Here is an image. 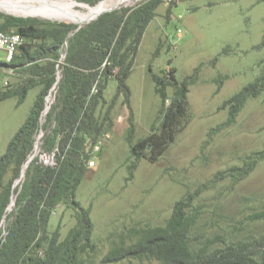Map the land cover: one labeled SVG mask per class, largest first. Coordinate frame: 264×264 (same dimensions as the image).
I'll list each match as a JSON object with an SVG mask.
<instances>
[{
    "label": "rangeland",
    "instance_id": "374dc122",
    "mask_svg": "<svg viewBox=\"0 0 264 264\" xmlns=\"http://www.w3.org/2000/svg\"><path fill=\"white\" fill-rule=\"evenodd\" d=\"M6 1L15 4L12 8L0 7L6 17L45 30L61 25L71 29L56 63L54 84L45 96V109L30 156L33 159L38 155L44 164L51 165L56 150L40 155L39 152L44 135L52 129L46 126V115L56 103L69 39L100 17L115 14L125 21L146 0L105 12L84 24L38 18L35 12L61 16L63 10L50 6L52 0ZM71 1L86 11L104 0H67ZM154 14L129 72V104L123 94L115 96V74L120 72L115 67L94 113L96 120L102 122V134L93 148L88 139L83 144L89 152V162L76 191V201L89 211L93 232L92 247L80 245L77 264H104L102 260L110 251L137 243L148 230L165 227L174 204L208 182L209 188L202 189L193 202V211L199 212L190 232L193 249L212 252L226 244L252 242L264 236V160L253 163L255 155L264 151V92L248 99L231 122L228 107L223 106L264 71V0H161ZM1 30L18 33L13 27ZM36 42L25 39L24 45ZM78 44L85 45L82 37ZM131 58L128 53L125 66ZM104 65L98 69L91 95L104 80ZM44 68L45 61L16 68L0 64V92L14 91L30 80L41 83L28 92L21 104L17 97L0 103V157L45 87ZM172 70L178 82L191 79L188 117L179 123L182 130L157 162L149 161L148 150L139 152L142 157L137 160V151L131 155L130 146L146 139L158 127L166 108L154 91L151 73L167 76ZM173 91L172 86L166 89L168 98ZM130 124L133 137L128 144ZM242 170L249 173L243 175ZM11 177L10 170L6 180ZM22 183L21 176L14 180L12 192ZM14 204L15 197L5 208L0 204V242L6 236ZM77 215L71 205L57 206L49 230L59 226V240L63 241L76 227ZM111 264L161 262L143 258Z\"/></svg>",
    "mask_w": 264,
    "mask_h": 264
},
{
    "label": "trees",
    "instance_id": "16d2710c",
    "mask_svg": "<svg viewBox=\"0 0 264 264\" xmlns=\"http://www.w3.org/2000/svg\"><path fill=\"white\" fill-rule=\"evenodd\" d=\"M160 3L161 0H146L125 21L115 14L108 18L100 17L94 24L87 25L69 39L56 103L46 115V126L52 129L44 135L39 152L40 155L56 150L54 165L44 164L38 155L34 157L25 169L21 187H17L15 192H12L13 181L20 178L33 153L39 119L45 109V96L54 84L56 63L71 29L63 25L51 26L53 28L50 30L36 28L35 25L26 24V21L0 13V20L3 21L0 29L13 27L25 39L37 41L32 46H22L9 67L45 61L43 70L47 71L44 89L37 95L27 119L10 139L0 157V204L5 208L12 197H15L14 211L6 226V236L0 242V264H77L80 245L84 248L92 247L93 223L89 211L76 201V191L89 162V152L83 144L88 139L90 148H93L102 134V122L96 120L94 113L102 102L106 81L113 75L115 67L120 69L115 74V96L123 94L125 103L129 104V72L144 32ZM81 37L85 43L83 47L78 44ZM47 39L51 41L46 42ZM128 53L132 58L125 66ZM104 63V80L98 84L97 92L91 95L98 69ZM174 73V70L167 76L165 73L159 76L151 73L154 91L161 106L166 108L158 127L146 139L130 146L131 155L137 151V160L142 157L139 152L148 150L149 161L157 162L182 130L179 123L188 117V87L191 79L187 77L178 82ZM40 84L30 80L14 91L0 92V103L17 97L18 104H21L28 92ZM171 86L174 91L171 98H168L166 89ZM262 92L264 71L224 102L223 106L228 107V122L233 121L248 99L257 98ZM130 131L128 144L132 142V124ZM262 160L264 151L255 155L253 163L257 164ZM10 170L12 177L6 180ZM241 172L243 175L249 173L243 170ZM209 184L211 183L200 186L178 200L165 227L148 230L145 237L137 243L110 251L102 263L154 258L161 264H264V236L252 242L226 244L212 252L192 248L190 232L199 214L196 208L193 211V202L202 189L209 188ZM61 204L71 205L78 212L76 227L69 231L63 241L59 240V226L54 231L49 230L51 215Z\"/></svg>",
    "mask_w": 264,
    "mask_h": 264
},
{
    "label": "bare ground",
    "instance_id": "6f19581e",
    "mask_svg": "<svg viewBox=\"0 0 264 264\" xmlns=\"http://www.w3.org/2000/svg\"><path fill=\"white\" fill-rule=\"evenodd\" d=\"M139 1L141 0H104L96 6L91 7L89 10L82 11L79 10V5L73 1L67 2V0H52L50 6H55L57 9L63 10V12L61 11V16L51 14L44 16L38 12H35V15L41 19H60L72 22L74 24H84L91 19V21H93L105 12H109L120 7L131 6ZM14 5V3L8 2L6 0H0V7L2 8H12ZM24 169L25 168H23V170Z\"/></svg>",
    "mask_w": 264,
    "mask_h": 264
},
{
    "label": "built area",
    "instance_id": "2783aa9c",
    "mask_svg": "<svg viewBox=\"0 0 264 264\" xmlns=\"http://www.w3.org/2000/svg\"><path fill=\"white\" fill-rule=\"evenodd\" d=\"M171 2L172 0H167ZM25 38L19 33H11L0 31V55H3V64H6V67H9L17 55L19 49L24 45ZM53 162L54 165V161Z\"/></svg>",
    "mask_w": 264,
    "mask_h": 264
},
{
    "label": "water",
    "instance_id": "95a60500",
    "mask_svg": "<svg viewBox=\"0 0 264 264\" xmlns=\"http://www.w3.org/2000/svg\"><path fill=\"white\" fill-rule=\"evenodd\" d=\"M32 160V157L28 160V162L25 164V169L27 168V165H28V163L30 162ZM24 172H25V170L24 171H22V175H21V177H23L24 176Z\"/></svg>",
    "mask_w": 264,
    "mask_h": 264
}]
</instances>
